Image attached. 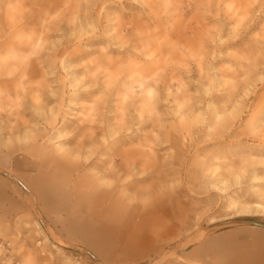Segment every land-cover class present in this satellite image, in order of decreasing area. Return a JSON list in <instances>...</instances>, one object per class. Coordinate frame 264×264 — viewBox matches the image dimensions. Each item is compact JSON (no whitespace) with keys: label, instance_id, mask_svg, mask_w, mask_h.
<instances>
[{"label":"clouds","instance_id":"obj_1","mask_svg":"<svg viewBox=\"0 0 264 264\" xmlns=\"http://www.w3.org/2000/svg\"><path fill=\"white\" fill-rule=\"evenodd\" d=\"M53 2L60 6L45 7ZM132 2L142 9L135 21L108 17L109 5L124 0H0V153L29 154L49 168L88 164L121 134L152 125V139L140 146L144 162L121 183L159 167L142 202L185 189L193 202L188 232L199 239L217 202L216 212L264 208V174L257 172L264 169V0ZM33 7L39 15L29 23ZM101 37L93 55L68 63ZM32 62L43 69L36 80L27 72ZM74 109L76 127L66 129ZM78 130L76 145H68ZM173 138L183 168L173 163ZM221 145L239 151L225 154ZM101 183L113 188L116 180ZM0 264L81 262L47 238L33 243L16 232L0 242Z\"/></svg>","mask_w":264,"mask_h":264},{"label":"rangeland","instance_id":"obj_2","mask_svg":"<svg viewBox=\"0 0 264 264\" xmlns=\"http://www.w3.org/2000/svg\"><path fill=\"white\" fill-rule=\"evenodd\" d=\"M59 6L55 2L45 5L52 9ZM141 11L138 3L124 0L122 5L110 4L107 15L114 18V14L119 13L125 20L135 21ZM33 12L36 13L35 7ZM37 15L39 13L28 18V22L35 23ZM188 27L193 29L194 25ZM186 35L178 38L183 39ZM103 43V37L87 41L90 50L71 57L68 63H78L93 55ZM42 71L36 62H32L27 69L31 80L38 79ZM27 106L31 107V101H28ZM76 111L74 109L69 113L64 125L66 129L76 127ZM151 128L152 125H145L121 134L97 154L91 164L55 162L49 168L37 165L29 154L0 153V242L4 236L16 232L30 238L33 243L47 238L81 264H161L170 252L174 256L164 260L163 264H181L185 258L202 260L204 264H264V208L235 204L216 212L220 208L217 202L208 210L205 221L199 225L198 231L203 235L193 239L188 232L193 219V202L185 189L147 205L141 200L149 180H156L159 167L148 178L121 183L131 174L133 167L139 170L144 162L146 154L140 150V146L152 139ZM82 131L78 130L76 136L66 143L75 146ZM172 147L177 150L173 163L183 168L186 161L178 139L173 138ZM219 147L225 154L239 151L234 146ZM158 159L163 160L160 151ZM112 163L116 166L113 172L103 171L104 167ZM257 172L264 174V169H257ZM105 179L116 180L115 186H103L101 182ZM103 192H112L122 199L117 210L118 215L124 219L121 223L98 225L84 221L82 217H88L89 213H76L75 206L79 199L82 198L85 205L92 207L93 198L95 200ZM133 208V215H130L129 211ZM129 215L131 219H128ZM89 228L96 229V241L85 239L86 233L92 231ZM37 232L42 235L37 236ZM115 237L119 240L121 238L119 244H113Z\"/></svg>","mask_w":264,"mask_h":264},{"label":"bare ground","instance_id":"obj_3","mask_svg":"<svg viewBox=\"0 0 264 264\" xmlns=\"http://www.w3.org/2000/svg\"><path fill=\"white\" fill-rule=\"evenodd\" d=\"M99 154V153H98ZM120 154V153H119ZM122 154V152H121ZM125 154V153H124ZM114 160V159H113ZM95 161V160H94ZM117 161V160H116ZM64 163V162H63ZM91 164V163H90ZM121 165V164H120ZM137 165V164H136ZM139 166V165H138ZM48 167V166H47ZM115 163H112L109 167H104L103 168V171H111L113 172V170L115 169ZM92 168V167H91ZM125 168V167H124ZM72 170V169H71ZM93 170V169H91ZM119 171V170H117ZM106 173V172H104ZM107 174V173H106ZM48 175V174H47ZM42 176V175H41ZM112 176V175H111ZM114 176V175H113ZM101 177V176H100ZM110 177V176H109ZM47 178V177H46ZM44 179V178H43ZM99 179V177H98ZM106 180V179H105ZM46 182V181H45ZM53 182V181H52ZM59 182V181H58ZM61 182V181H60ZM50 183V182H49ZM53 184V183H52ZM59 184V183H58ZM43 185V184H42ZM55 186V185H54ZM43 187V186H42ZM33 188V186H32ZM54 188V187H53ZM41 189V188H40ZM124 189V188H123ZM33 190V189H32ZM43 190V188L41 189ZM52 190V188H51ZM56 190V188H55ZM40 191V190H39ZM118 191V190H117ZM61 192V191H60ZM123 192V191H122ZM53 194V193H52ZM2 195V194H1ZM47 195V194H46ZM62 196V195H61ZM65 196V195H64ZM41 197V196H40ZM127 197V196H126ZM64 198V197H63ZM67 197H65L66 199ZM50 199V198H49ZM41 200V199H40ZM38 201V200H37ZM50 201V200H49ZM122 199L120 197H117L115 196L112 192H103L101 193L100 195H98L96 197V199L94 200L93 198V201L92 202V207L91 206H87L83 203V200L82 198L78 200L76 206H75V210H76V213L78 214V212H83L85 211L84 213H89L88 217H82L84 219V221H87V222H92V223H95V224H110V223H113V224H117V223H121L122 221V217L120 215H118V207L121 203ZM132 201V200H131ZM44 204V203H43ZM46 206V205H45ZM130 207V206H129ZM133 207V206H132ZM36 209V208H35ZM60 209V208H59ZM134 208L129 211L130 212V215H133V212H134ZM137 210H138V207H137ZM60 211V210H59ZM61 212V211H60ZM129 214V213H128ZM139 214V213H138ZM127 215V214H126ZM130 215H129V218L128 219H131L130 218ZM145 216V215H144ZM77 217H80V216H77ZM76 217V218H77ZM144 218V217H143ZM124 221V219H123ZM127 221V220H126ZM129 221V220H128ZM160 221V220H159ZM123 224V223H122ZM121 228V227H120ZM89 230H92L91 232L87 230L88 233H86L85 235V239L89 242H93V241H96V229H90ZM120 230V229H119ZM119 233V232H118ZM53 234V233H52ZM120 234V233H119ZM121 235V234H120ZM53 236V235H52ZM5 237V236H4ZM3 237V238H4ZM122 237V236H121ZM57 238V237H56ZM127 237H125V240H126ZM104 239V238H103ZM115 240L113 241V244H119L120 243V240L118 238H114ZM122 242V241H121ZM123 243V242H122ZM125 243V242H124ZM116 246V245H115ZM122 246V245H121ZM117 247V246H116ZM115 247V248H116ZM107 249V248H106ZM105 249V250H106ZM110 249V248H109ZM104 250V249H103ZM102 250V251H103ZM115 250V249H114ZM107 252V251H106ZM105 253V252H103ZM112 253V252H111ZM110 254V253H109ZM108 254V255H109Z\"/></svg>","mask_w":264,"mask_h":264}]
</instances>
